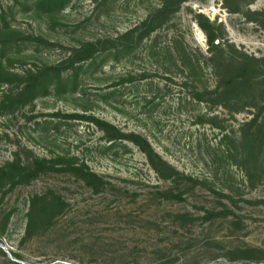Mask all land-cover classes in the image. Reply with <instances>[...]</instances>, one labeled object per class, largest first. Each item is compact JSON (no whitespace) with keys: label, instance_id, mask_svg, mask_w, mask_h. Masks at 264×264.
<instances>
[{"label":"rangeland","instance_id":"374dc122","mask_svg":"<svg viewBox=\"0 0 264 264\" xmlns=\"http://www.w3.org/2000/svg\"><path fill=\"white\" fill-rule=\"evenodd\" d=\"M163 2L0 0V169L63 154L101 176L0 170V264H264V0H182L160 14ZM149 14L157 25L137 45L116 39ZM97 39L91 57L74 51ZM167 44L204 64L192 78L212 88L235 74L227 64L255 66L214 103H179ZM55 64L60 81L44 72L45 88L14 100L28 71ZM140 70L160 87L153 100L141 98L148 81L120 79ZM73 112L147 133L185 176L163 179L135 144Z\"/></svg>","mask_w":264,"mask_h":264},{"label":"trees","instance_id":"16d2710c","mask_svg":"<svg viewBox=\"0 0 264 264\" xmlns=\"http://www.w3.org/2000/svg\"><path fill=\"white\" fill-rule=\"evenodd\" d=\"M180 1L182 0H164V2L157 8V12H159L160 14H167L170 11L171 4L179 3ZM156 25L157 24L155 17L149 14L148 16L144 17L139 22H137L135 25L125 29L119 36H116V39L118 40L121 38H125L124 46L127 49L133 48L135 45L138 44L139 41H141L144 35L148 34L150 31L155 29ZM206 35H207V43L213 45L215 39L214 34L212 32L206 31ZM100 41L101 39L85 41L74 51L78 53H84L83 57L89 58L93 55V53L96 50L99 49L98 45ZM215 46H218V50L220 53L223 52V47H221L220 45H215ZM165 48H166L165 51L169 54L170 59L174 62L173 66L181 75L182 80L179 83H177L178 86L180 87L178 94L181 96L179 98V103L180 102L196 103V104H199L201 102L214 103L216 100L215 97L217 98V95L220 94L219 92L223 88V85L228 86L233 82L242 81L247 77L248 72L250 73L252 71V68L251 70H249V67L253 65L255 66V64H232V65L227 64L235 67L236 69L235 74L232 77H230L227 81L225 80L223 82L222 80L219 83L217 82V84L214 85V88H212L207 84H200L199 82H196V80L192 78L194 73L198 71L202 72V68L204 64H199L197 60L191 61L189 56V54H191L190 52L186 51V49L182 50L184 55L181 53L180 56L179 52L175 47L168 46L167 44ZM185 56H187V58L189 59L190 64H187L185 62ZM212 67L214 69V74L216 75L218 64ZM45 69H49V71ZM51 71H53V74L56 75L58 81H60L62 78L61 64H55L53 66L49 65V66H45L44 68H38L37 70H34V72L28 71L27 73L28 78L25 80L20 90L14 93L15 94L14 100L22 102L20 100L21 97H25L28 91L30 90L32 91L39 86L45 88V83L43 81V78H45L46 73L44 72H51ZM5 73L6 75H15L16 77H20L18 74L11 73L9 71H5ZM149 73L150 72H148V70H140L136 72L128 71L126 73H122L120 79L124 83H130L132 81L141 82L143 80L148 81L146 82V84H149L150 87L148 90L142 92L141 98L142 100L150 101L156 97V94L160 91V87L158 86V84L155 85L153 84L151 78L148 77L150 75ZM167 79L170 80L171 79L170 76L167 77ZM119 83H121V81ZM114 84H116V81L113 82L112 85ZM75 85L76 84H74L73 87H76ZM163 85L165 86V91H167L169 88V82L165 81ZM153 89H156V92ZM70 115L75 118L81 117L93 122L104 133L108 141L126 140L135 144L138 147V149L144 153L151 167L163 179H174L185 176V173L183 171H181L180 169L176 168L175 166L167 162L160 155V153L154 148L147 133H142L134 130L124 131L114 123L110 122L109 120L91 114H85V113L79 114L73 112ZM194 116L195 118L198 119V121L200 122L203 121L202 113L197 112L196 114H194ZM255 121L256 120L253 119L252 122ZM22 166L30 167L32 169L33 174H36L41 171H46L49 169L50 170L64 169V170H69L72 173L80 176L85 182L89 181V178L97 179V180L101 179V176L97 172L89 169L88 166L83 161L79 162L78 160H75L74 157L69 158L63 154L57 155L55 158L34 156V158L27 164L21 163L20 160L18 159H13L10 162H7L0 170L5 171L6 168L19 169ZM166 195H168L169 197L181 196L180 193H173L172 191H168ZM213 213H215L213 209L206 210L204 212L206 216L209 214L211 215Z\"/></svg>","mask_w":264,"mask_h":264}]
</instances>
